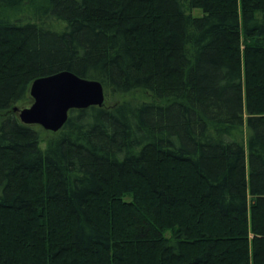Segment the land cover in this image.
Wrapping results in <instances>:
<instances>
[{"label": "trees", "instance_id": "obj_1", "mask_svg": "<svg viewBox=\"0 0 264 264\" xmlns=\"http://www.w3.org/2000/svg\"><path fill=\"white\" fill-rule=\"evenodd\" d=\"M0 264H264V0H0Z\"/></svg>", "mask_w": 264, "mask_h": 264}, {"label": "water", "instance_id": "obj_2", "mask_svg": "<svg viewBox=\"0 0 264 264\" xmlns=\"http://www.w3.org/2000/svg\"><path fill=\"white\" fill-rule=\"evenodd\" d=\"M29 106L13 107L19 120L38 125L50 132L58 131L71 109L102 106L104 87L96 79L83 78L68 70L37 77L29 87Z\"/></svg>", "mask_w": 264, "mask_h": 264}, {"label": "rangeland", "instance_id": "obj_3", "mask_svg": "<svg viewBox=\"0 0 264 264\" xmlns=\"http://www.w3.org/2000/svg\"><path fill=\"white\" fill-rule=\"evenodd\" d=\"M194 14H198L199 13V10H194L193 11ZM13 17V16H12ZM15 17H19V18H25V15H16ZM31 104V103H30ZM30 104L26 105V106H29ZM50 133L49 132H45V135H49Z\"/></svg>", "mask_w": 264, "mask_h": 264}]
</instances>
